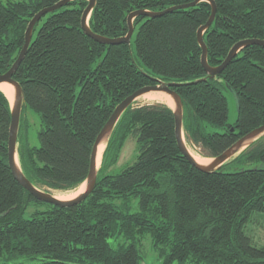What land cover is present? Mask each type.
<instances>
[{
	"label": "trees",
	"instance_id": "1",
	"mask_svg": "<svg viewBox=\"0 0 264 264\" xmlns=\"http://www.w3.org/2000/svg\"><path fill=\"white\" fill-rule=\"evenodd\" d=\"M57 1L0 0V73L15 60L30 18ZM192 1L95 0L87 24L97 34L122 36L129 12ZM213 1L214 19L202 34L210 66L238 40L264 39V0ZM86 4L71 0L43 14L12 75L23 93L18 163L35 186L81 184L114 107L159 81L178 94L184 136L202 156L218 155L264 124V46H243L213 77L201 65L196 31L210 15L209 2L135 16L129 45L89 37L80 26ZM227 89L236 100L233 122ZM25 107L38 114L35 132L27 129ZM9 123V101L0 90V264H142L147 238L159 264H264V241L246 233L255 215L264 228V134L215 171H202L180 151L168 105L131 104L107 139L91 192L58 206L37 200L13 177ZM129 136L136 154L113 172Z\"/></svg>",
	"mask_w": 264,
	"mask_h": 264
},
{
	"label": "water",
	"instance_id": "2",
	"mask_svg": "<svg viewBox=\"0 0 264 264\" xmlns=\"http://www.w3.org/2000/svg\"><path fill=\"white\" fill-rule=\"evenodd\" d=\"M71 0H59L52 5L46 6L41 8L37 11L28 21L27 26L24 31V42L12 64L9 68L0 73V82H6L13 86V93L11 95V99H8L10 105V123L8 129V138H7V164L10 168V171L16 181L25 189L27 190L34 198L37 200L52 203L58 206H68L72 204H76L84 200V198L91 192L94 187L96 181V174H97V151L98 146L101 140L107 135V139L118 120L121 113L132 104V102L138 97L139 95L146 93L148 91H163L168 93L173 101H174V108H171L174 115V133L177 145L188 160L199 168L202 171H215L219 166L225 163L228 159L230 160L234 155L238 154L244 147H246L250 142L258 138L259 136L264 134V124L257 126L251 129L249 132L245 133L241 136L237 141H235L231 146L226 148L224 151L219 153L214 157H210L211 161L208 164H200L198 163L194 157L191 155L189 150L187 149L183 138H182V102L177 93H175L170 88V83L159 81L155 84L145 85L136 90H134L131 94L124 97L113 109L111 114L109 115L108 119L100 129L99 133L96 136V139L93 143L92 150L89 156V164H88V172L85 180L83 183H86L84 190L79 193L78 195L69 198V199H59L55 197L49 189L44 190L40 189L31 183L27 177L23 174L19 167L15 164V154L17 148V130L20 120L21 109L23 105V93L20 84L12 78L13 73L15 72L18 64L20 63L21 59L23 58L27 47L29 45L31 34L35 23L39 20V18L50 11L57 9L58 7L66 4ZM200 0H194L190 3H183L178 5H173L166 7L162 10L156 11H149L144 9H137L129 12L126 16V25H127V32L122 36L117 37H107L101 34H97L89 28L87 24V18L91 12L95 4V0H87V4L84 7L81 17H80V26L82 30L93 40L102 44H118L124 42L126 44H130V38L133 33V24L132 19L137 15H145V16H159L163 13L170 12L177 8H184L190 5H194ZM210 3L211 12L209 17L207 18L206 22L198 27L196 31V39L201 49V56L200 62L203 66L204 70L210 77H213L215 74L219 73L231 60V58L235 55V53L242 48L243 46L250 45V44H259L264 46V39H257V38H245L238 40L235 42L232 47L229 49L225 58L216 66H210L206 60V45L203 41L202 34L204 30L212 23L216 11V5L213 0H205ZM107 142V141H106Z\"/></svg>",
	"mask_w": 264,
	"mask_h": 264
},
{
	"label": "rangeland",
	"instance_id": "3",
	"mask_svg": "<svg viewBox=\"0 0 264 264\" xmlns=\"http://www.w3.org/2000/svg\"><path fill=\"white\" fill-rule=\"evenodd\" d=\"M146 93H163L164 95H167L163 91H148ZM225 95L227 97V103H228V121L229 122H233L234 119H235V116H236V100H235V96L229 89L225 90ZM154 102H158V101H155V100L154 101L153 100L149 101V99L145 98L144 96H140L139 95L138 98L136 97V99L133 101L132 104L133 105H140V104L154 103ZM23 114H24V116H25V118L27 120V129L32 131V132H35L39 128L38 114L31 107H25L24 110H23ZM185 140H186L187 144L191 145V147L194 149V152H196V154L198 156H200L201 158H204V159L210 158V157H205V156L200 155L198 153L197 148L195 146H193L190 142H188L186 137H185ZM135 154H136V142H135V139L132 136H129L124 141L123 146H122V148L120 150V153H119V157H118L116 163L112 166L111 171L116 172V171L120 170L124 165H126V163H129V162L132 161V159L134 158ZM85 185H86V183H84V187H83V184H82L80 186V188L75 187L72 190L69 189V190H57V191H60L61 193L66 194V195L71 194V195H73L72 197H74V196L78 195L79 193H81L84 190ZM37 187L40 188V189H44V190L48 189V188H45V187H39V186H37ZM76 189H78V190L76 191ZM49 190H50L51 193H53V191L55 189H49ZM35 207H37L35 203L29 205L27 210H26L25 216H28L30 214V212ZM38 207H43V206L42 205H38ZM247 228L248 229H246V233L251 235L249 233V232H251L253 234V237L255 238V240L257 242L261 243V242L264 241V228H263V225H262V219H261L260 215H255L253 220L251 221V223H249L247 225ZM144 251H145V259H144L142 264H159L158 260L156 258L155 252L150 247V239L149 238L144 240Z\"/></svg>",
	"mask_w": 264,
	"mask_h": 264
},
{
	"label": "bare ground",
	"instance_id": "4",
	"mask_svg": "<svg viewBox=\"0 0 264 264\" xmlns=\"http://www.w3.org/2000/svg\"><path fill=\"white\" fill-rule=\"evenodd\" d=\"M13 86L11 84H8L6 82H0V90L5 94V96L8 98V99H11V95L13 93ZM166 93V92H165ZM167 95H164L163 93H143L141 94L140 96H144L145 98L149 99L150 100H155V101H158V102H161V103H164L166 105H168L169 107L171 108H174V101L172 99V97L166 93ZM138 98V97H137ZM182 138H183V141L187 147V149L189 150V152L191 153V155L194 157V159L200 163V164H208L210 161H211V158H208V159H204V158H201L200 156H198L196 154V152H194V149L191 147V145L187 144L186 143V140H185V136H184V132L182 131ZM106 141H107V135L104 136V138L101 140L99 146H98V151H97V168H99L100 166V163H101V158H102V153H103V150L105 148V145H106ZM210 159V160H209ZM233 159V158H232ZM15 164L18 166V158H17V154H15ZM83 184V187H84V183L82 182L81 184H79L77 186V188H80V186ZM83 189V188H82ZM72 190V189H71ZM78 189H76L77 191ZM75 191V190H74ZM82 191V190H81ZM74 193V192H73ZM77 193V192H76ZM55 197L59 198V199H69L71 198L73 195L71 194H63L61 193L60 191H57V190H54L53 193H52Z\"/></svg>",
	"mask_w": 264,
	"mask_h": 264
}]
</instances>
